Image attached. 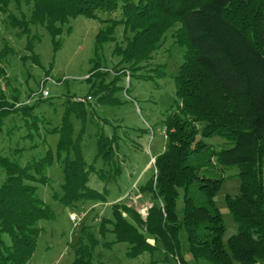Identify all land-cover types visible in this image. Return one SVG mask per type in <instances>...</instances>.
I'll return each instance as SVG.
<instances>
[{
	"label": "trees",
	"instance_id": "1",
	"mask_svg": "<svg viewBox=\"0 0 264 264\" xmlns=\"http://www.w3.org/2000/svg\"><path fill=\"white\" fill-rule=\"evenodd\" d=\"M2 15L16 35L25 37V50L34 61L39 59L35 43L42 37L34 29L40 27L49 35L55 51L70 20L78 16L97 20L101 27L85 78L86 95L104 104L116 101L117 81L124 72L150 78L139 71L147 69L165 33L174 28V43L184 49L182 62L172 74L179 103L163 121L165 150L154 157V172L139 188L153 203L145 218L130 205L113 203L112 218L103 219L99 231L106 233L109 224L114 235L109 244L126 243V255L132 259L163 252L166 260L174 257L179 264L264 260V0H0V19ZM118 27H122L120 42L115 38ZM70 31L68 26L66 32ZM106 43L114 44L112 53L119 57L112 69L121 76L115 74L111 82L105 81L109 71L99 60ZM160 67L151 70L164 75ZM71 97L63 102L60 123L45 130L46 135L58 136L54 151L20 165L0 149V174L1 170L4 174L0 264H28L42 232L38 222L55 217L34 185L48 182L47 167L55 162L62 166L61 191L53 197L71 209L85 200L105 202L107 190L89 185L92 174L110 182L122 172L116 158L117 136L104 131L95 134L92 162L85 161L83 137L92 112L89 104L94 101L77 103ZM12 98L8 101L0 88V134L6 118L20 113L28 129L26 137L38 135L40 119L32 115L37 104L24 105L18 96ZM73 120H80L77 132ZM212 136L225 138L232 146L216 151L204 141ZM21 151L16 148L14 153ZM98 161L104 167L97 169ZM233 166L238 169V193L226 195L225 203L237 228L224 243V219L215 202L224 178L215 173ZM180 192L181 219L177 215ZM85 231V227L80 230ZM97 245L91 233L87 242L79 238L70 264H92Z\"/></svg>",
	"mask_w": 264,
	"mask_h": 264
},
{
	"label": "rangeland",
	"instance_id": "2",
	"mask_svg": "<svg viewBox=\"0 0 264 264\" xmlns=\"http://www.w3.org/2000/svg\"><path fill=\"white\" fill-rule=\"evenodd\" d=\"M68 26L71 31L66 32ZM101 27L100 23L85 16H78L70 20L69 25L63 27L59 35L60 47L53 50V43L49 35L42 29H34L42 35L41 40L35 43V54L39 59L34 61L25 50V37L16 35V30L7 23L6 15L0 19V88L8 101L18 96L21 104L36 105L32 115L39 117V133L33 132L27 138L28 129L22 115L13 114L5 120V129L0 134V149L8 154L9 158L18 160L25 165L33 159H38L47 150H55L57 135H46L45 130L60 123L63 113L64 100L72 96H84L88 91L85 78L91 68L96 34ZM174 28L167 31L160 44L148 62L147 69L139 71L148 74L149 79L130 75L124 72L115 91V102L98 103L96 98L89 104L92 112L87 116L86 129L83 137L82 151L87 163H91L96 152L95 134L104 131L107 136L116 135L118 148L116 158L121 162L122 172L116 180L110 182L99 181L92 174L89 185L103 192L107 190L105 202L100 200H85L75 207L67 208L53 197L60 193L63 182L62 166L55 162L45 169L48 182L44 185L34 183L38 196L53 211L55 217L50 220H40L38 226L42 228L36 249L28 264H70L74 258V247L81 238L87 242V234L91 233L97 239L98 245L94 248L92 264H179L176 258L166 260L163 252L144 254L138 258L127 257L126 243H111L114 235L109 231H99L103 219H111V205L125 203L135 209L142 218H145L148 208L153 203L149 194L142 193L143 186L154 172L152 159L165 150L167 139L164 134L163 121L171 114L179 103L175 94V82L172 74L178 70L182 62L184 49L174 43L171 34ZM116 41L122 39V27L115 33ZM113 43H106L100 53V66L109 71L105 81L111 82L117 73L112 69L119 61V57L112 53ZM161 66L164 71L159 74L151 69ZM138 73V74H139ZM117 75L116 77H120ZM43 85L48 96L42 97L40 89ZM21 104L16 105L19 106ZM76 132L80 120L74 121ZM100 129V130H99ZM45 138V141H44ZM204 141L214 150L232 146L225 138L212 136ZM16 148H22L17 155ZM214 161V159H213ZM104 167L101 161L96 168ZM236 167L216 169L215 175L223 177L224 182L215 196L225 224L223 242L226 243L230 235L236 232L237 225L230 216L225 203L226 195L235 196L238 193L239 179ZM4 178L0 174V183ZM264 185V166H263ZM182 193L177 201V215L182 218ZM69 211L85 212L76 225L69 219ZM125 216V213H123ZM85 227L84 233L80 232ZM87 233V234H86ZM183 236V235H182ZM148 241L154 244V240ZM257 264H264L260 260Z\"/></svg>",
	"mask_w": 264,
	"mask_h": 264
},
{
	"label": "built area",
	"instance_id": "3",
	"mask_svg": "<svg viewBox=\"0 0 264 264\" xmlns=\"http://www.w3.org/2000/svg\"><path fill=\"white\" fill-rule=\"evenodd\" d=\"M40 92L42 97L48 96V92L44 89L43 85H41ZM72 100L77 103H89L93 101V97L91 95L74 96ZM152 162L154 164V159H152ZM84 215L85 212L69 211L68 213L69 219L74 222L77 226L80 225V221Z\"/></svg>",
	"mask_w": 264,
	"mask_h": 264
}]
</instances>
